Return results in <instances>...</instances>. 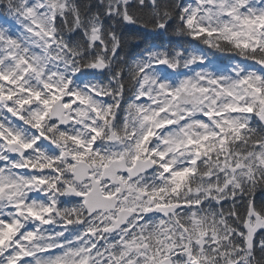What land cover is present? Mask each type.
<instances>
[{
	"label": "snow or ice",
	"instance_id": "snow-or-ice-1",
	"mask_svg": "<svg viewBox=\"0 0 264 264\" xmlns=\"http://www.w3.org/2000/svg\"><path fill=\"white\" fill-rule=\"evenodd\" d=\"M264 0H0V264H264Z\"/></svg>",
	"mask_w": 264,
	"mask_h": 264
}]
</instances>
